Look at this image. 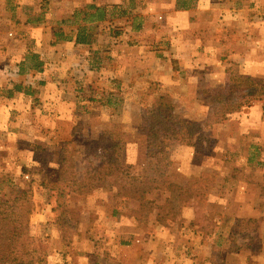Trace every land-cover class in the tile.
<instances>
[{"label":"rangeland","instance_id":"rangeland-1","mask_svg":"<svg viewBox=\"0 0 264 264\" xmlns=\"http://www.w3.org/2000/svg\"><path fill=\"white\" fill-rule=\"evenodd\" d=\"M250 2L0 0L1 210L28 192L14 262L264 264V40ZM92 4L116 14L92 24L93 43L53 45L52 27ZM28 52L42 73L19 75ZM15 83L34 94L3 97Z\"/></svg>","mask_w":264,"mask_h":264},{"label":"trees","instance_id":"trees-1","mask_svg":"<svg viewBox=\"0 0 264 264\" xmlns=\"http://www.w3.org/2000/svg\"><path fill=\"white\" fill-rule=\"evenodd\" d=\"M184 5V4H183ZM182 9H187L186 6H181ZM110 9L106 6H96L89 5L85 8V12L75 11L72 15V22L69 20H62L57 23V27H52L53 38L56 43H66L73 42L75 46H88L93 43V40L96 37V33L93 32V25L104 23L108 19H112L115 17L114 14L110 15ZM111 10H115L119 14L117 16L124 17L127 15V12H124L122 8L118 6H113ZM81 15L85 17L80 20ZM110 15V16H109ZM132 31L140 32L143 26V18L142 17H134L133 18ZM61 25V27L59 26ZM44 62L33 52H28L24 57V60L19 64V75H24L29 71H35L37 73L43 72ZM41 85H43L41 83ZM2 96L7 99H12L16 94H25L27 96H32L34 91L28 89V87L24 86L22 83H15L8 90H2ZM232 109V106L228 108ZM17 188H14L13 195H17L11 202V213L4 212L0 207V264H20L14 262L13 258V246H14V216L18 214L16 212V206L21 201V203L26 201L27 191H17ZM1 197H0V206H1ZM20 203V206L22 205ZM233 238L232 240H234Z\"/></svg>","mask_w":264,"mask_h":264},{"label":"crops","instance_id":"crops-1","mask_svg":"<svg viewBox=\"0 0 264 264\" xmlns=\"http://www.w3.org/2000/svg\"><path fill=\"white\" fill-rule=\"evenodd\" d=\"M239 1L240 4L243 3V1L246 2V0H236ZM251 1V2H250ZM242 2V3H241ZM249 5L248 8L252 11V13L246 14L248 16V19L245 20L246 24H248V26H250L251 24H255V32H254V36L256 38H259V40H264V0H249ZM244 6H242L243 8H245V4L243 3ZM250 6V7H249ZM235 20V19H234ZM238 23V27L239 28H243L245 29V25L242 23V17L240 16V13L237 17V20H235ZM252 21V22H251ZM259 21H260V25L262 26V30L263 32L261 33V35L258 33V30H256V28L259 25ZM259 34V35H258ZM142 260V258H141ZM225 260H229V258H225ZM158 264H162V263H158Z\"/></svg>","mask_w":264,"mask_h":264}]
</instances>
